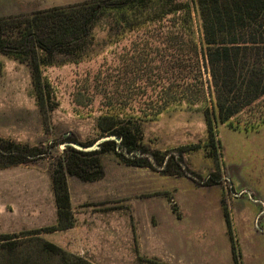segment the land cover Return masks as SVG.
I'll use <instances>...</instances> for the list:
<instances>
[{"label":"rangeland","instance_id":"rangeland-1","mask_svg":"<svg viewBox=\"0 0 264 264\" xmlns=\"http://www.w3.org/2000/svg\"><path fill=\"white\" fill-rule=\"evenodd\" d=\"M87 1L97 0H0V20ZM145 29L111 32L103 19L81 53L40 58L41 103L29 64L0 54V139L50 147L45 160L0 169L1 243L55 225L52 171L60 146L66 138L97 141V121L115 113L138 127L137 150L164 159L169 172L160 162L129 167L113 152L101 155V180L67 177L73 228L40 237L92 264H264V100L229 125L215 124V149L206 145L203 114L210 94L199 103L170 102L155 117L162 93L165 100L174 95L166 71L173 59L162 56L161 27ZM178 149L200 180L172 167ZM213 173L218 184L205 186Z\"/></svg>","mask_w":264,"mask_h":264},{"label":"trees","instance_id":"trees-1","mask_svg":"<svg viewBox=\"0 0 264 264\" xmlns=\"http://www.w3.org/2000/svg\"><path fill=\"white\" fill-rule=\"evenodd\" d=\"M192 4L199 19L200 42L195 38L192 10L187 0H97L0 20V54L29 64L41 103L40 58L62 51L70 55L81 53L92 41L95 25L103 19L107 20L111 32H134L147 25L160 26L158 39L164 43L162 56L171 55L173 59L166 71L170 72L167 83L174 95L165 100L167 93H162L160 107L153 115H160L170 102L186 99L191 104L199 103L206 93L210 94L212 106L206 105L203 114L208 136L206 145L215 149L214 125H229L231 120L264 100V0H193ZM203 75L207 76L206 81ZM109 112L115 111L110 109ZM119 118V114L106 113L97 121L101 137L115 138L100 143L97 150L83 152L68 145L64 147L52 171L57 222L53 227L24 232L20 236H2L11 240L0 241V264H92L43 240L40 234L73 228L75 220L69 204L67 177L87 183L101 180V155L113 152L129 167H152V163L160 162L161 171L169 172L164 159L159 160L156 154L144 149L137 150L138 127L120 123ZM65 142L83 147L94 143H76L68 138ZM48 150L50 147L45 150L0 139V169L45 160L50 156ZM183 151L178 149L177 157L173 156L171 162L172 167L187 173ZM189 174L201 179L194 173ZM218 182V175L213 173L204 183L214 186Z\"/></svg>","mask_w":264,"mask_h":264},{"label":"water","instance_id":"water-1","mask_svg":"<svg viewBox=\"0 0 264 264\" xmlns=\"http://www.w3.org/2000/svg\"><path fill=\"white\" fill-rule=\"evenodd\" d=\"M115 138L114 137H111L109 135L107 136H103L101 138H99L97 141H95L90 147H83V146H80V145H77V144H74V143H65L64 145H61L60 148H64L65 145H68L69 147H72L73 149L75 150H78V151H83V152H91V151H94V150H97L98 148V145L104 141H111V140H114Z\"/></svg>","mask_w":264,"mask_h":264},{"label":"crops","instance_id":"crops-1","mask_svg":"<svg viewBox=\"0 0 264 264\" xmlns=\"http://www.w3.org/2000/svg\"><path fill=\"white\" fill-rule=\"evenodd\" d=\"M71 230V229H70ZM69 231V230H68Z\"/></svg>","mask_w":264,"mask_h":264}]
</instances>
